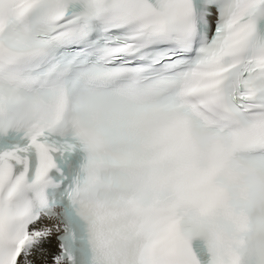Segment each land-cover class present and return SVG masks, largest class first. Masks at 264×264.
Masks as SVG:
<instances>
[{
  "label": "snow or ice",
  "instance_id": "snow-or-ice-1",
  "mask_svg": "<svg viewBox=\"0 0 264 264\" xmlns=\"http://www.w3.org/2000/svg\"><path fill=\"white\" fill-rule=\"evenodd\" d=\"M0 264H264V0H0Z\"/></svg>",
  "mask_w": 264,
  "mask_h": 264
},
{
  "label": "clouds",
  "instance_id": "clouds-1",
  "mask_svg": "<svg viewBox=\"0 0 264 264\" xmlns=\"http://www.w3.org/2000/svg\"><path fill=\"white\" fill-rule=\"evenodd\" d=\"M187 259H188L189 261H191L193 258H192V257H187Z\"/></svg>",
  "mask_w": 264,
  "mask_h": 264
}]
</instances>
